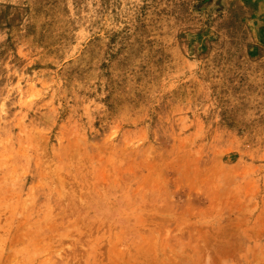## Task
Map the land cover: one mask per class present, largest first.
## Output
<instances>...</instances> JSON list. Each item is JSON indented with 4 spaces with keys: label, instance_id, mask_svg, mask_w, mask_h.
<instances>
[{
    "label": "rangeland",
    "instance_id": "374dc122",
    "mask_svg": "<svg viewBox=\"0 0 264 264\" xmlns=\"http://www.w3.org/2000/svg\"><path fill=\"white\" fill-rule=\"evenodd\" d=\"M0 264H264V0H0Z\"/></svg>",
    "mask_w": 264,
    "mask_h": 264
}]
</instances>
